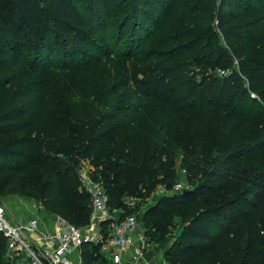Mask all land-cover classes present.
Masks as SVG:
<instances>
[{"label": "trees", "instance_id": "obj_1", "mask_svg": "<svg viewBox=\"0 0 264 264\" xmlns=\"http://www.w3.org/2000/svg\"><path fill=\"white\" fill-rule=\"evenodd\" d=\"M225 1L233 9L225 10ZM94 4L100 12H95ZM14 10L0 22V169L20 170L29 179L33 169L43 182L52 179L51 202L74 220L68 221L81 227L90 222L92 197L71 165L60 169L51 162L59 156L87 159L100 167L93 176L105 186L111 207L122 210L120 218L137 212L123 201L124 196L137 193L158 177L149 170L151 131L138 120L140 106L112 108L114 94L98 114L81 108L51 112L37 77L39 70L23 55L32 49L24 42L23 31L33 24H38L33 48L46 49L49 59L58 48H69V40L74 43L72 50L94 52L107 21L119 29L128 27L118 37L128 35L131 49L139 51L149 42L156 48L144 57L143 63H149L144 76L134 79L135 98L166 96L171 106L165 115L168 127L180 110L192 111L197 123L205 124L195 125L198 135H205L213 124L204 118L206 108L201 103H213L223 113L217 123L223 132L220 150L227 155L215 160L206 173L189 151L183 160L188 180L195 183L207 178L186 194L175 191L150 206L145 222L161 236L171 232L174 217L186 226L176 242L178 251L169 256L170 264H264V187L243 182L239 167L231 163L235 157H241L244 164L262 159L264 0H15ZM5 12V0H0V15ZM213 19L220 23L224 38L242 46L248 56L239 59V70L232 74H210L197 80L191 75L196 69L228 72L233 64L227 52L214 48ZM166 27L177 30L176 34L162 36ZM189 57L192 61L185 62ZM243 77L246 82L237 87ZM130 151L134 160L128 164L125 157ZM136 155H142L140 162ZM167 171L162 169V174ZM216 188L232 199L211 207L208 201ZM6 243L0 233V264H6ZM85 253L86 264H100L95 252Z\"/></svg>", "mask_w": 264, "mask_h": 264}, {"label": "rangeland", "instance_id": "obj_2", "mask_svg": "<svg viewBox=\"0 0 264 264\" xmlns=\"http://www.w3.org/2000/svg\"><path fill=\"white\" fill-rule=\"evenodd\" d=\"M221 1L223 0H219L220 3ZM5 5L6 12L4 15H0V22L7 19L9 14L15 11V0H5ZM224 7L225 10L233 9V5L227 1H225ZM93 9L95 12L96 9L100 12L98 4H94ZM163 12H165V9H163ZM211 26L213 32H216L214 48L227 52L233 60V64L228 71L229 74H232L235 70H239V59L248 56V53L242 46L230 44L224 38L220 23L216 19L211 21ZM155 27H151V30ZM126 28L119 29L111 21H107L96 39L99 46L94 49V52H87L82 49L72 50L74 43L69 40L67 42L69 48H58L49 59V53L46 49L37 51L33 48L38 37V24H33L23 31L24 42L26 41L28 45H31L29 48H32L28 53L23 51V55H27L26 57L30 59L35 69L39 70V76L37 77L43 83V93L47 107L51 112L57 113L65 109L77 110L81 108L86 112L92 109L98 114L101 112L105 100L114 94L116 95V101L112 104V108L119 104L131 108L140 106L136 113L138 120L150 127L151 131L149 170L153 174H158V177L156 182L152 181L150 184L141 186L137 193H126L124 196L123 201L129 208L136 209L140 215V230L145 234L146 240V244L140 245L142 248L139 252L140 257L134 255L136 251L129 249L125 260L128 264H150L152 262L164 264V261H168V264H170V254L178 251L176 242L178 239L177 233L182 227L180 219L174 217L171 232L168 235L161 236L160 232L157 233L151 226L147 225L144 215L148 208L159 200L169 197L175 191L180 192L191 189L195 187L194 185L203 183L207 178L200 177L195 183L188 180L187 173L183 168V160L189 151L194 153L192 160L200 163L206 173L210 172L212 167L215 166V160L227 157L226 153L220 150L222 148L223 132L217 123L218 116L223 113L215 110L213 103H201L203 108H206L205 112H207H204V118L213 122L211 125L212 130L209 127L205 131V135H198L195 128L196 124L205 125L204 121L197 123L193 112L189 110H180L175 115L174 123L168 127V118L165 115L169 113L171 106L167 97L164 96L158 100L149 98L139 100L135 98L133 92L136 87L134 79L143 77L145 74L143 70L149 67V63H143L144 57L148 58V53L155 51L156 48L149 42L139 51L137 47L131 49V40L128 35H125L123 39L118 37L121 30L123 32L128 31L129 28ZM136 29L138 32H142L140 27L137 28L136 26ZM176 32L177 30L166 27L162 36L165 34L174 35ZM151 34L152 32L150 37ZM203 35L208 36L207 33ZM187 60L185 61L187 63L192 61L190 57ZM212 60L210 63L213 62ZM208 71L207 73L206 69H196L191 75L197 80H202L210 74H221V70L218 68L215 70L210 68ZM243 82H246L244 77L236 86H242ZM252 96L257 95L253 93ZM250 104L253 103L250 102ZM212 116L215 117L211 118ZM217 143L218 146L216 147ZM259 152L262 154V159L259 162L244 164L241 157H235L231 163H235L239 167L243 182L255 183L264 187V149ZM132 154L133 152L130 151L125 157L128 164L134 160ZM136 156L138 162H140L142 155ZM171 160H174V167ZM51 164L60 169L66 165H71L78 176L82 169L90 171L93 175H98L100 170L97 163L83 158L59 156ZM164 168L168 170L167 175L162 174ZM179 185L181 186L180 191L177 189ZM54 193L53 180L43 182L40 173L33 169H31L30 179L27 174L20 170L0 169V199L14 218L22 220L31 217L46 219L47 217L53 218L60 215L74 222L68 216L67 211L55 207L51 202ZM230 199H232L231 194L216 188L215 196L208 201V204L211 207L220 206V204L222 205ZM114 210L117 216L122 214V210ZM103 250L104 245L96 243L87 245L83 249V254L86 255L85 251L95 252L100 264H106Z\"/></svg>", "mask_w": 264, "mask_h": 264}, {"label": "built area", "instance_id": "obj_3", "mask_svg": "<svg viewBox=\"0 0 264 264\" xmlns=\"http://www.w3.org/2000/svg\"><path fill=\"white\" fill-rule=\"evenodd\" d=\"M220 73L228 74L224 70ZM79 173L83 189L92 197L90 222L86 226H77L60 215L47 219L53 225L51 228L40 218H14L0 199V233L7 242L6 264H86L83 249L96 243L104 245L108 264H128L125 257L129 249L139 256L140 245L146 244L140 230V215L135 212L124 218L117 216L103 183L88 170ZM180 188L179 185L178 191Z\"/></svg>", "mask_w": 264, "mask_h": 264}, {"label": "crops", "instance_id": "obj_4", "mask_svg": "<svg viewBox=\"0 0 264 264\" xmlns=\"http://www.w3.org/2000/svg\"><path fill=\"white\" fill-rule=\"evenodd\" d=\"M34 218H36V217H31V218H29V219H25V220H31V219H34ZM49 217H47L46 219L45 218H40L44 223H47L48 224V227L49 228H51V227H53V225L52 224H50V221L48 222L47 221V219H48ZM19 219V218H18Z\"/></svg>", "mask_w": 264, "mask_h": 264}, {"label": "water", "instance_id": "obj_5", "mask_svg": "<svg viewBox=\"0 0 264 264\" xmlns=\"http://www.w3.org/2000/svg\"><path fill=\"white\" fill-rule=\"evenodd\" d=\"M189 192V190H184V193L186 194V193H188ZM185 227L186 226H182L180 229H179V231H178V233H177V235L179 236V237H181L182 235H183V232H184V230H185Z\"/></svg>", "mask_w": 264, "mask_h": 264}]
</instances>
